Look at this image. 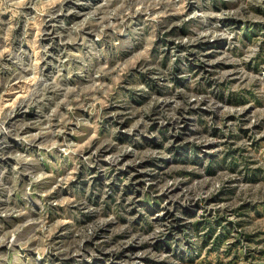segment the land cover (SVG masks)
I'll return each mask as SVG.
<instances>
[{
	"label": "rangeland",
	"instance_id": "1",
	"mask_svg": "<svg viewBox=\"0 0 264 264\" xmlns=\"http://www.w3.org/2000/svg\"><path fill=\"white\" fill-rule=\"evenodd\" d=\"M212 3L219 10L218 0ZM73 6L80 12L89 10L88 0ZM188 9L198 10V6L189 0ZM257 15L262 19L255 22L232 17L222 22L224 28L238 34V40L231 44L226 39L202 40L191 46L177 44L176 38L194 35L190 22L179 25L180 17H168L166 27L157 26L150 62L145 65L140 61L127 70L122 81L125 87L113 96L120 97L121 106L104 110L99 136L114 145H131L140 153L151 149L162 155L127 164L135 157L126 154L119 167L96 158L90 164H81L63 190V195L75 198L74 204H44L40 202L44 198L36 195L25 201L22 193H14L15 204L28 211L31 219L46 218V227L59 219L71 221L51 237L49 244L55 252H49L39 264H133L134 260L140 264H264V114L257 111L264 108V99L257 95V85L235 87L240 81L233 71L238 65L232 62L251 53L244 61L247 70L264 74V9ZM138 26L151 31L143 18L132 22L133 28ZM140 47L142 44L133 43L136 51ZM121 55L127 60L131 53ZM161 72L168 75L160 76ZM136 83L144 84L148 91L136 92L132 88ZM185 93L204 99L199 106L197 102L184 103ZM173 94L181 101L175 109L177 119L163 126L157 117H167L159 105L152 109V115L144 117L150 121L149 126L145 129L142 124L131 134L124 130L136 117L126 115L113 121L108 115L113 111L130 113L144 108L153 98ZM224 108L244 111L239 116H225L221 114ZM35 118V109H31L18 112L12 119L20 122ZM205 136L217 142H194ZM9 144L11 148L6 151H23L18 141L9 138ZM215 149L220 151H212ZM117 150L112 147L105 152L102 148L101 152L112 154ZM14 163L11 158L0 159V168L11 172ZM44 167H49L47 162ZM26 179L22 177V183ZM177 179L179 183L170 190L159 192L166 182ZM200 192L209 194L195 199ZM53 197L58 198L55 193ZM24 219L11 217L10 223L0 218V223L10 228ZM101 220L106 222L100 224ZM157 227L162 231L151 242L126 243L133 235H151ZM86 234L89 238L81 247L78 241ZM242 241L249 246L247 255L241 253ZM138 252L144 255L136 256ZM26 255L35 260V252Z\"/></svg>",
	"mask_w": 264,
	"mask_h": 264
},
{
	"label": "clouds",
	"instance_id": "2",
	"mask_svg": "<svg viewBox=\"0 0 264 264\" xmlns=\"http://www.w3.org/2000/svg\"><path fill=\"white\" fill-rule=\"evenodd\" d=\"M83 3L84 0H0V159L15 161L11 172L6 167L0 168V218L10 223L11 217L25 218L10 228L0 223V264H39L49 252H55L49 244L54 233L60 226L71 223L59 219L50 228L46 227V218L31 219L28 211L15 204L14 193H22L25 201L36 195L44 198L40 201L44 204H74L75 198L63 195V190L75 178L81 164H90L96 158L119 167L126 154L135 157L127 164L162 155L151 149L140 153L131 145H114L112 140H101L99 136L104 110L121 106L120 97L113 96L125 87L122 81L127 70L135 68L140 61L145 65L150 62L157 26L166 27L168 17H180L179 25L190 22L194 35L176 38L177 44L191 46L202 40L217 39H226L231 44L234 39L238 40V34L224 28L222 22L229 17L255 22L262 19L257 12L264 9V0H218L219 10L214 9L212 0H192L198 6V10L192 11L188 9L189 0H99L97 3L88 0L87 12L77 11L73 6ZM77 16L81 19H68ZM137 18H143V24L150 26L151 31L139 26L133 28L132 22ZM133 43L142 44L139 51L133 48ZM125 51L131 53L127 60L121 55ZM250 56L251 53H246L243 59L232 60L238 65L233 71L240 81L235 87L257 85L256 93L264 99V74L249 72L244 65ZM167 75V72L160 73V76ZM132 88L138 93L148 91L142 83ZM202 99L185 93L184 103L197 102L199 106ZM169 104L172 108L166 109ZM157 105L167 117H157L161 126L177 119L175 109L181 101L176 94L153 98L144 108L130 113L113 111L108 115L113 121L126 115L136 117L124 130L131 134L142 124L145 129L149 126L150 121L144 117L152 115ZM31 109H35V119L20 122L12 119L18 112ZM243 111L244 108H224L221 114L239 116ZM257 111L264 114V108ZM9 138L18 141L23 151H6L11 148ZM194 142L217 141L205 136ZM112 147L118 150L112 154L101 152L102 148L107 152ZM86 152L90 155H85ZM45 162L49 167H44ZM22 177L27 178L23 183ZM177 183L179 179L168 181L159 192L170 190ZM54 193L58 198L53 197ZM208 194L200 192L195 199L207 198ZM161 231L157 227L151 235L139 238L133 235L126 243L151 242ZM88 238L84 235L79 245L82 247ZM30 251L36 253L35 260L26 255ZM248 251L249 246L242 241V255ZM77 254L78 251L73 252ZM143 255V252L136 253V256ZM133 264L140 261L134 260Z\"/></svg>",
	"mask_w": 264,
	"mask_h": 264
}]
</instances>
